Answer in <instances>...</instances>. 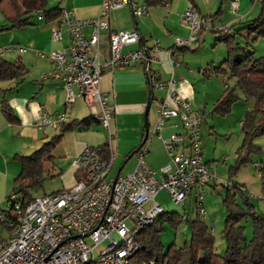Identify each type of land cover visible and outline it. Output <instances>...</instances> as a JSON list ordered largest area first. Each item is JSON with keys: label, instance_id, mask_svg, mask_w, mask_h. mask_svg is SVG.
I'll list each match as a JSON object with an SVG mask.
<instances>
[{"label": "built area", "instance_id": "obj_1", "mask_svg": "<svg viewBox=\"0 0 264 264\" xmlns=\"http://www.w3.org/2000/svg\"><path fill=\"white\" fill-rule=\"evenodd\" d=\"M237 5V1H232V13L237 12ZM123 7H129L135 18L147 13V6L137 4L136 0H103L98 16L87 21L76 19L69 11L61 12L58 25L66 26L70 43L67 51L46 54L54 69L41 78L60 81L68 105L81 99L88 106H97L98 123L108 137L103 145L86 147L74 159L76 171L82 177L71 188L34 198L26 206L15 189L7 195L6 210L17 215L18 221H7L5 212L0 209V223L6 220L10 227L7 236L0 238V264H130L140 250L136 235L164 213L156 201L159 192L165 191L176 205L183 206L192 188L198 187L203 192L217 180L216 173L202 160L201 115L176 94V107L163 104L159 110L156 132L161 131L164 120L172 118L178 119L183 129L182 133H173L162 140L170 161L160 169L161 179L155 178V171L144 159L148 152L146 141L137 152V164L132 173L110 175L114 160L110 149L114 115L110 96L100 89L102 75L118 67L141 63L154 88L174 86V82L156 80L149 70L150 58L145 51H123L140 41L135 30L111 31L109 18L112 12ZM181 22L191 29L192 35L187 39L176 38L179 48L195 41L196 34L206 28L210 19L201 18L196 7L190 5L181 14ZM87 26L92 28L89 37L83 32ZM103 31H110V57L104 62L98 53ZM218 32L227 34L230 29L224 27ZM53 38L61 40L58 30L53 32ZM157 48L155 41L153 49L157 51ZM10 50L4 49L0 55ZM70 122L66 112L52 116L42 111L35 127L59 130ZM185 141L187 144L183 146ZM223 185L229 186L228 183ZM257 198L264 202V198ZM149 203L151 206L146 210L145 205ZM197 204L199 214L205 216L201 195L197 197Z\"/></svg>", "mask_w": 264, "mask_h": 264}, {"label": "crops", "instance_id": "obj_2", "mask_svg": "<svg viewBox=\"0 0 264 264\" xmlns=\"http://www.w3.org/2000/svg\"><path fill=\"white\" fill-rule=\"evenodd\" d=\"M56 1L57 6L53 4L54 0H48V4L52 3L50 8L59 7L62 11L71 12L76 19L87 21L98 16L103 0ZM232 1H237L238 4L237 12L232 13L234 24L254 14L257 5H254L253 0H230V10ZM214 2L213 0H136L137 4L147 6V13L142 18L133 17L129 7L112 12L109 18L111 31L135 30L140 36L139 43L128 46L123 51H145L150 58L149 70L155 75L156 80L174 82L173 87L154 88L148 81L145 65L141 63H135L126 68L118 67L102 75L100 89L110 96L114 115L111 122L113 137L110 144V149L114 154L110 173L112 177L130 174L136 167L138 152L136 150L145 137L144 110L149 98L150 107L147 114L145 140L148 144V152L144 159L147 165L155 171L157 180L161 179L160 169L170 161L162 140L173 133L183 132L180 121L175 118L164 120L161 131L156 132L159 110L162 105L165 104L169 108L176 107L174 101V94H176L186 99L191 109L199 112L202 118L209 103L211 101L217 103L221 98L222 91L216 81L217 74L214 68L223 60L216 62L212 56L207 57L204 44L198 47L197 43L202 38L198 36L199 33L196 34L197 39L189 46L179 48L176 45V38L187 39L192 35L191 29L181 22L183 11L192 5L198 10L200 17L205 18L202 9H211ZM32 17L35 18L32 20ZM58 20L47 21L41 13L33 14L30 16L28 25L0 32V52L4 49H11L3 52L0 57L24 71L23 77L19 80L0 82L1 210H4L3 205H7L6 197L15 188V179L21 172V164L15 157L33 154L59 134V130H38L35 127L42 111L52 116L66 112L71 119L69 124L90 120L88 126L81 125L65 132L51 152L52 170L57 172L55 170L57 159L60 158L64 169L61 168L59 172L64 171L63 173L69 176L66 188L72 187L78 180L73 162L79 153L86 147L100 146L107 141L108 134L98 123L99 108L97 106H88L81 99L68 105L62 83L53 79L43 80L41 78L44 73L54 69L46 54L54 51H67L70 43L66 26L60 27ZM7 25L6 19L0 13V28ZM213 29L211 31L216 32ZM55 30L61 34L60 41H55L53 38ZM83 32L86 37H89L92 28L84 27ZM109 32L100 33L98 53L102 62L110 57ZM203 39L206 41V38ZM155 41L158 43L157 51L153 49ZM90 53L94 54V50ZM41 54L45 56L41 57ZM204 54L206 57H203ZM1 102H5L8 106L12 116L11 122L7 121L3 115ZM186 144L187 141L183 146ZM181 149L180 146L179 150ZM213 157L212 153L208 159H213ZM202 160L210 170H215L208 165V161H204L203 149ZM45 168L48 171V167ZM216 177L218 179L217 173ZM165 193L161 191L156 197V201L161 206V199L157 198L160 194L163 197ZM0 238H2L1 234Z\"/></svg>", "mask_w": 264, "mask_h": 264}, {"label": "trees", "instance_id": "obj_3", "mask_svg": "<svg viewBox=\"0 0 264 264\" xmlns=\"http://www.w3.org/2000/svg\"><path fill=\"white\" fill-rule=\"evenodd\" d=\"M262 12L258 18L251 21L247 26V39L255 35L254 40L264 37V1ZM62 10L59 7L48 8V0H0V13L6 19L8 25L0 28L12 30L24 27L29 24L30 16L41 13L47 21L58 20ZM227 46V57L214 68L215 74H229L236 79V85L247 101L253 102V109L246 114L242 121V133L244 145H251L254 137L264 134V60L254 59L252 54L245 57L235 55L234 36L230 33L222 34L218 39ZM24 71L19 66L0 57V82L19 80L23 77ZM235 98L230 94L222 96L214 106L213 111L219 115H225L230 111ZM2 103V113L7 121H12V116L5 102ZM90 120L71 123L62 126L59 134L55 135L50 142L42 146L29 156H16L21 164V172L15 179V190L21 199L23 206H26L34 197L30 190L40 183V176L48 172L46 162L52 161L51 152L60 142L63 134L78 126H88ZM238 154V153H237ZM246 160L242 158L240 151L232 169L239 167ZM78 179L82 177L77 172ZM264 186V178L262 179ZM234 194H227L224 205L228 210L225 221L224 237L226 240V251L224 255L215 254L212 251L214 239L207 227L200 221L191 223L192 238L190 245L177 248L171 245L166 251L160 246L158 235L162 230L164 221L172 224L176 222V213L164 212L153 224L143 228L137 235L136 240L140 250L132 257L130 264H264V219L257 214L248 198L240 187H236ZM239 193L243 205H239L236 196ZM5 219L17 223L18 217L12 211L3 210ZM250 217L252 220L253 234L250 241H246L243 234V227L238 226L242 218ZM0 223L2 229L8 231L9 226Z\"/></svg>", "mask_w": 264, "mask_h": 264}, {"label": "rangeland", "instance_id": "obj_4", "mask_svg": "<svg viewBox=\"0 0 264 264\" xmlns=\"http://www.w3.org/2000/svg\"><path fill=\"white\" fill-rule=\"evenodd\" d=\"M213 1H215V4L212 5L211 9H202L203 15L210 18L212 22H208L205 30L203 28L199 32L198 36H202V38L197 43L198 47L204 44L207 57L212 56L216 62H221L227 57L228 49L224 42L218 41L220 36H222V33L218 31L228 27L230 35L234 36L233 46L237 57H245L252 54L254 59L264 60V37H259L253 41L255 35L251 34L249 39H247L248 31L245 29L251 21L258 18L261 14V1L263 0H253L254 5H257L254 14L246 19H238L239 21L236 24H234V16L229 8L230 0ZM54 2L53 4L57 6L58 2L56 0ZM51 6L52 3L49 2L48 7L50 8ZM34 18L32 17V20ZM212 28L218 31L212 32ZM203 38H206V41H203ZM192 49L194 50L195 48ZM203 57H206L205 54ZM216 81L222 91L221 97L225 94H230L235 98L230 111L225 115L215 113L213 109L216 103L211 101L202 116L200 140L203 149V159L209 162L208 165L211 168L215 169L218 179L215 183L206 186L203 192H200L198 187L192 188L187 193L183 206L176 205L166 193L163 194V197L161 194L158 196L157 199H161L164 211L176 213L177 217L175 224L169 221H164L162 224L158 240L163 251H166L171 245H175L177 248L190 245L192 238L191 223L200 221L207 227L208 232L214 239L212 251L215 254L224 255L226 251L224 230L228 210L223 201L227 194H234V186L242 189L250 205L264 219V202L257 198H264V186L262 184V179L264 178V134L254 137L250 146L247 144L243 146L244 135L241 125L246 114L253 109V102L246 100L236 85V79L230 77L229 74H217ZM240 151L242 158L246 161L239 167L231 169ZM212 153L214 154L213 159H208ZM59 159H57V167L55 169L57 172L52 170L51 162H46L48 172L43 173L40 176V183L30 190V194L34 198L69 189L66 188L69 176H66L63 170L62 173L59 172L63 168ZM217 163H219L218 167L216 166ZM224 183H228L229 186H224ZM198 195H201L203 199L206 216L199 214ZM236 200L239 205H243L239 193L236 196ZM150 206L151 203L145 205V209L147 210ZM6 207L7 205H3L2 209ZM238 226L243 227L244 238L246 241H250L253 234L251 218H242ZM0 234L2 238L7 236V231L2 229L1 226Z\"/></svg>", "mask_w": 264, "mask_h": 264}, {"label": "water", "instance_id": "obj_5", "mask_svg": "<svg viewBox=\"0 0 264 264\" xmlns=\"http://www.w3.org/2000/svg\"><path fill=\"white\" fill-rule=\"evenodd\" d=\"M149 107H150V98L148 99V102L145 106V110H144V128H145V137H144V140L142 141V144L137 148L136 151H138L140 149V147L144 144L145 140H146V137H147V114H148V110H149ZM118 175H116L117 177Z\"/></svg>", "mask_w": 264, "mask_h": 264}]
</instances>
